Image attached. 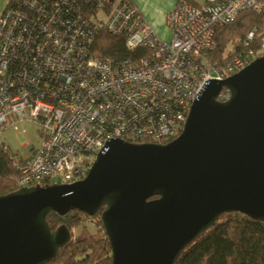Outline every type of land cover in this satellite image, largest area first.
<instances>
[{
	"label": "built area",
	"instance_id": "1",
	"mask_svg": "<svg viewBox=\"0 0 264 264\" xmlns=\"http://www.w3.org/2000/svg\"><path fill=\"white\" fill-rule=\"evenodd\" d=\"M264 0H178L160 40L129 0H5L0 12V136L31 125L40 144L13 155L19 185L83 179L112 139L165 144L178 137L192 102L264 54L254 31L242 48L216 53L217 28ZM123 38L137 62L95 51L97 38ZM4 149L9 150L0 139ZM41 185V184H40Z\"/></svg>",
	"mask_w": 264,
	"mask_h": 264
},
{
	"label": "water",
	"instance_id": "2",
	"mask_svg": "<svg viewBox=\"0 0 264 264\" xmlns=\"http://www.w3.org/2000/svg\"><path fill=\"white\" fill-rule=\"evenodd\" d=\"M224 88L229 95L219 100ZM102 207L110 264H175L222 214L264 224V54L211 80L172 141L112 139L83 179L0 196V264H44L57 255L71 232L65 225L52 232L48 212L92 216Z\"/></svg>",
	"mask_w": 264,
	"mask_h": 264
},
{
	"label": "trees",
	"instance_id": "3",
	"mask_svg": "<svg viewBox=\"0 0 264 264\" xmlns=\"http://www.w3.org/2000/svg\"><path fill=\"white\" fill-rule=\"evenodd\" d=\"M254 31L253 48L259 47L264 36V8L260 12L242 11L233 22L217 28L215 33L216 53H221L231 43L242 48L239 39ZM95 51L102 55L129 57L134 63L146 52L141 49L126 51L123 38L102 34L97 38ZM229 91L222 89L219 100H224ZM13 153L0 144V196L21 188L19 173L12 166ZM48 184L47 180L40 183ZM152 198H157L153 196ZM151 198V199H152ZM104 207L94 215H86L79 210H71L63 215L48 212L46 222L53 232L65 225L71 232L67 244L58 249L57 255L44 264H110L111 249L103 231L99 217ZM97 219L96 223L103 234L73 238L72 229L83 219ZM175 264H264V224L239 212L222 214L216 222L188 244L178 256Z\"/></svg>",
	"mask_w": 264,
	"mask_h": 264
},
{
	"label": "rangeland",
	"instance_id": "4",
	"mask_svg": "<svg viewBox=\"0 0 264 264\" xmlns=\"http://www.w3.org/2000/svg\"><path fill=\"white\" fill-rule=\"evenodd\" d=\"M201 1V0H198ZM157 3V1H153ZM5 0H0V12L4 6ZM239 39L238 42H241ZM234 45L233 43H231ZM0 139L9 147L10 151L18 156H28L31 149L36 148L40 144V135L36 128L31 125H19L18 130L9 128L5 130ZM97 219L84 218L82 223L72 229L73 238L93 235L94 237H100L103 234L100 227L96 223Z\"/></svg>",
	"mask_w": 264,
	"mask_h": 264
},
{
	"label": "crops",
	"instance_id": "5",
	"mask_svg": "<svg viewBox=\"0 0 264 264\" xmlns=\"http://www.w3.org/2000/svg\"><path fill=\"white\" fill-rule=\"evenodd\" d=\"M140 12L144 20L162 41L171 39V32L166 25V16L178 0H129ZM153 1H157L154 3ZM193 4H201L203 0H188Z\"/></svg>",
	"mask_w": 264,
	"mask_h": 264
}]
</instances>
